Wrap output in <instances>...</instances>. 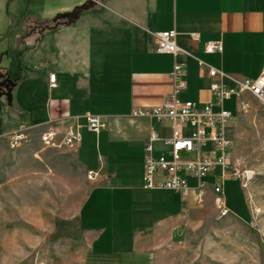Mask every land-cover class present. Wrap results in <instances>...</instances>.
I'll return each mask as SVG.
<instances>
[{"label":"crops","instance_id":"0c3cea01","mask_svg":"<svg viewBox=\"0 0 264 264\" xmlns=\"http://www.w3.org/2000/svg\"><path fill=\"white\" fill-rule=\"evenodd\" d=\"M103 2L71 25L52 28L43 20L39 31L35 26L17 44L18 51L23 47L20 65L10 75L24 84L27 98L11 110L18 119L11 115L6 129L37 127L28 143L36 145L39 132L50 126L62 133L75 123L72 117L83 126L84 114L99 115L105 129L96 135L82 127L77 149L63 151L86 178L88 172L96 178L88 180L85 198L62 231L84 242L86 264H152L159 251L185 241L198 204L193 190L183 197L143 189V146L152 132L169 136L171 122L131 112L166 99L175 60L183 64L182 101H214L209 88L217 79L208 76L210 68L236 80L258 77L264 69V0H113L108 9ZM171 29L189 55L174 59L156 52L154 34ZM192 32L198 41L190 38ZM210 41H220L222 53H205ZM51 73L55 87L49 86ZM154 148V156L164 150L161 143Z\"/></svg>","mask_w":264,"mask_h":264},{"label":"rangeland","instance_id":"374dc122","mask_svg":"<svg viewBox=\"0 0 264 264\" xmlns=\"http://www.w3.org/2000/svg\"><path fill=\"white\" fill-rule=\"evenodd\" d=\"M84 1L0 0V67L13 74L23 48L18 51L17 44L22 46L35 26L38 31L44 24L53 26L57 15ZM112 1L105 0L104 9ZM23 85L12 92L11 106L0 100V264H86L84 242L62 231L89 189L85 172L63 153L67 149L38 143L22 144L17 151L7 146L11 110L27 98ZM248 99V111L236 113L228 130L231 166L243 174L241 182L227 179L222 187L231 214L220 217L213 195L207 194L191 213L185 241L159 251L152 264H264V103ZM224 107L234 112L235 99ZM35 121L40 123L38 116ZM210 149L211 144L205 145L202 154ZM188 184L196 182L188 179Z\"/></svg>","mask_w":264,"mask_h":264},{"label":"built area","instance_id":"2783aa9c","mask_svg":"<svg viewBox=\"0 0 264 264\" xmlns=\"http://www.w3.org/2000/svg\"><path fill=\"white\" fill-rule=\"evenodd\" d=\"M189 36L192 40H199V34L196 32L190 33ZM176 37L177 32L174 29L155 33L156 52L169 54L174 59L179 55H189L177 46ZM222 49L220 41L204 43V52L207 54L222 53ZM198 63L203 64L200 61ZM208 76L217 79L209 88L214 101L203 104L182 101L180 94L186 90L183 64L175 60L170 73L172 89L166 99L159 106L134 109L131 116L155 118L159 123L171 122L169 136L160 137L152 132L143 146V189H163L179 193L183 197H187L193 190L198 203H202L210 191L219 216L225 217L231 213L225 207L222 197L223 184L227 178L240 181L243 175L231 166V140L228 137V130L236 113L248 111L249 96L264 103V69L255 79L236 80L213 68L208 70ZM226 79L232 81L234 86H227ZM48 82L50 87L56 86L54 73L48 75ZM232 98L235 99L234 112L224 107V103ZM72 119L75 123L68 126L62 133L51 126L40 131L38 134L40 144L46 148L75 151L81 142L82 127L96 135L106 127L99 115L91 113L83 115V126L77 123V117ZM35 128L37 127H23L8 132L5 136L8 148L13 150L31 142V131ZM155 143H161L164 146V150L157 156H154ZM207 144H211V149L203 155L202 147ZM210 175L214 177L213 183H203L202 179ZM95 178L96 173H87L89 181ZM188 179L195 180L194 187L189 186Z\"/></svg>","mask_w":264,"mask_h":264},{"label":"water","instance_id":"95a60500","mask_svg":"<svg viewBox=\"0 0 264 264\" xmlns=\"http://www.w3.org/2000/svg\"><path fill=\"white\" fill-rule=\"evenodd\" d=\"M103 1L104 0H85L81 5L74 7L71 12L57 15V17L53 19L54 25L52 28L74 24L84 11L95 8ZM1 77L2 76H0V78ZM17 82L18 79H12L10 74H7V76L0 81V98L4 97L8 106H11L12 91L16 87Z\"/></svg>","mask_w":264,"mask_h":264},{"label":"flooded vegetation","instance_id":"af4514ba","mask_svg":"<svg viewBox=\"0 0 264 264\" xmlns=\"http://www.w3.org/2000/svg\"><path fill=\"white\" fill-rule=\"evenodd\" d=\"M7 74H8V73L2 75V77L0 78V81H2V80L7 76ZM10 76H11V75H10ZM11 78H12V79H16L17 76L14 75L13 77L11 76ZM1 91H3V90H1ZM1 99H3V100L5 101V98H4V97H1L0 100H1Z\"/></svg>","mask_w":264,"mask_h":264},{"label":"trees","instance_id":"16d2710c","mask_svg":"<svg viewBox=\"0 0 264 264\" xmlns=\"http://www.w3.org/2000/svg\"><path fill=\"white\" fill-rule=\"evenodd\" d=\"M6 74V71H4L3 69H0V76Z\"/></svg>","mask_w":264,"mask_h":264}]
</instances>
